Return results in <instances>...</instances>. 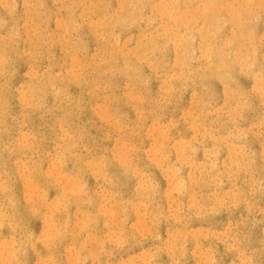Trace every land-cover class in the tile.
Returning <instances> with one entry per match:
<instances>
[{
  "label": "clouds",
  "instance_id": "clouds-1",
  "mask_svg": "<svg viewBox=\"0 0 264 264\" xmlns=\"http://www.w3.org/2000/svg\"><path fill=\"white\" fill-rule=\"evenodd\" d=\"M0 264H264V0H0Z\"/></svg>",
  "mask_w": 264,
  "mask_h": 264
},
{
  "label": "rangeland",
  "instance_id": "rangeland-1",
  "mask_svg": "<svg viewBox=\"0 0 264 264\" xmlns=\"http://www.w3.org/2000/svg\"><path fill=\"white\" fill-rule=\"evenodd\" d=\"M245 85L246 86H250V83L249 82H245ZM157 85H155L154 84V89H155V87H156ZM103 113L101 112V115H102ZM87 115H91L90 113L89 114H87ZM87 115H86V118H87ZM97 126L98 127H103V125L100 123V121L98 120L97 121ZM257 147H258V145H257ZM55 195V193L53 192V193H50V197H52V196H54ZM218 219H222V220H224L225 222H226V217H221V218H218ZM39 222H37V224H38ZM39 226L37 225V228H38Z\"/></svg>",
  "mask_w": 264,
  "mask_h": 264
}]
</instances>
